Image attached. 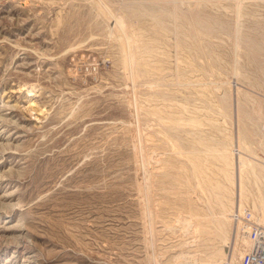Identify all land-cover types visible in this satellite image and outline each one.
Masks as SVG:
<instances>
[{"label":"rangeland","instance_id":"rangeland-1","mask_svg":"<svg viewBox=\"0 0 264 264\" xmlns=\"http://www.w3.org/2000/svg\"><path fill=\"white\" fill-rule=\"evenodd\" d=\"M263 118L264 0H0V264H238Z\"/></svg>","mask_w":264,"mask_h":264},{"label":"built area","instance_id":"built-area-1","mask_svg":"<svg viewBox=\"0 0 264 264\" xmlns=\"http://www.w3.org/2000/svg\"><path fill=\"white\" fill-rule=\"evenodd\" d=\"M261 129L264 131V118L261 121ZM240 220L243 230L246 232L249 245L239 258L238 264H264V228L255 223L249 211L245 215L234 214Z\"/></svg>","mask_w":264,"mask_h":264}]
</instances>
